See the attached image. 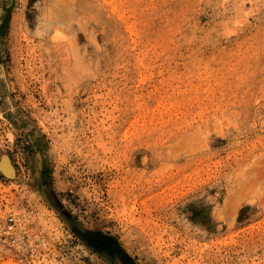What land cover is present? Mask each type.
Masks as SVG:
<instances>
[{
	"label": "rangeland",
	"instance_id": "374dc122",
	"mask_svg": "<svg viewBox=\"0 0 264 264\" xmlns=\"http://www.w3.org/2000/svg\"><path fill=\"white\" fill-rule=\"evenodd\" d=\"M0 264H264V0H0Z\"/></svg>",
	"mask_w": 264,
	"mask_h": 264
}]
</instances>
